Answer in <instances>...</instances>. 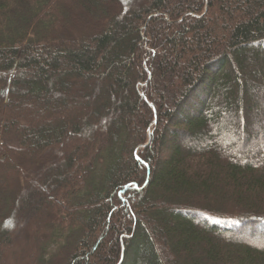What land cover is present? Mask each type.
I'll use <instances>...</instances> for the list:
<instances>
[{
  "label": "trees",
  "instance_id": "16d2710c",
  "mask_svg": "<svg viewBox=\"0 0 264 264\" xmlns=\"http://www.w3.org/2000/svg\"><path fill=\"white\" fill-rule=\"evenodd\" d=\"M0 264H264V0H0Z\"/></svg>",
  "mask_w": 264,
  "mask_h": 264
},
{
  "label": "rangeland",
  "instance_id": "374dc122",
  "mask_svg": "<svg viewBox=\"0 0 264 264\" xmlns=\"http://www.w3.org/2000/svg\"><path fill=\"white\" fill-rule=\"evenodd\" d=\"M254 115H255V114H254ZM254 117H255V116H254ZM254 117H253V118H254ZM154 120H155V119H154ZM153 122H154V121H153ZM152 132H153V131H152V127L149 126V127H148V139H147V141L144 143V145L149 143V140H150V137H151V133H152ZM231 136H232V135H230V133L227 134V133L223 132V133L221 134L222 144H223V146L225 147V149L227 150V152L230 153L231 150H232V151H242V149H240V147H239L238 144H236V143H235V145L232 144ZM144 145H143V146H144ZM246 151H247V149H246ZM246 151L243 150L242 152H244V153H243L242 155H244ZM242 155L240 154V155H238V156L240 157V156H242ZM231 160H234L233 157H231Z\"/></svg>",
  "mask_w": 264,
  "mask_h": 264
},
{
  "label": "water",
  "instance_id": "95a60500",
  "mask_svg": "<svg viewBox=\"0 0 264 264\" xmlns=\"http://www.w3.org/2000/svg\"><path fill=\"white\" fill-rule=\"evenodd\" d=\"M152 106V105H151ZM155 121V120H154Z\"/></svg>",
  "mask_w": 264,
  "mask_h": 264
}]
</instances>
